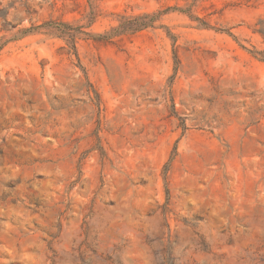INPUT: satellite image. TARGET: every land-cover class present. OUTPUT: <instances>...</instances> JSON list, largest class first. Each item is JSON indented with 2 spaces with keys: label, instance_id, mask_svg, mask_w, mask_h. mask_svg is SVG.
<instances>
[{
  "label": "rangeland",
  "instance_id": "374dc122",
  "mask_svg": "<svg viewBox=\"0 0 264 264\" xmlns=\"http://www.w3.org/2000/svg\"><path fill=\"white\" fill-rule=\"evenodd\" d=\"M0 14V264H264V0Z\"/></svg>",
  "mask_w": 264,
  "mask_h": 264
},
{
  "label": "trees",
  "instance_id": "16d2710c",
  "mask_svg": "<svg viewBox=\"0 0 264 264\" xmlns=\"http://www.w3.org/2000/svg\"><path fill=\"white\" fill-rule=\"evenodd\" d=\"M168 10L182 12V13L187 14L190 18H192L190 10L186 8L171 7V8L166 9V11ZM3 16L4 14H0V18H2ZM158 16H160V13L152 14V15H149V14L135 15V16H129V17L122 15L120 16L121 21L118 24V26L111 28L110 31L106 32L105 34L98 35L97 38L95 39L100 42L111 43L113 38L116 36H121L125 34H134L145 28L153 27V24ZM201 23L204 26L206 25L204 24V22H201ZM43 27L50 29L56 32L59 36L66 38L67 43L71 44V47L75 49L74 43L72 42L73 38L75 37V32H74V29L71 28L69 24L64 23V22H52L51 21V22L45 23ZM30 29H34V28H30ZM28 31L29 30H25V32H28ZM258 33H260L264 37V25L262 26L260 30H258ZM94 93H95L96 99L98 100L99 96L97 92H94Z\"/></svg>",
  "mask_w": 264,
  "mask_h": 264
}]
</instances>
